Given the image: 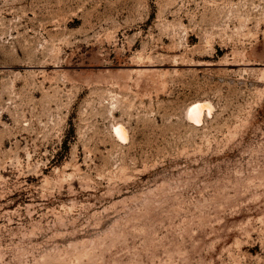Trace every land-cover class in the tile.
<instances>
[{"label":"rangeland","instance_id":"1","mask_svg":"<svg viewBox=\"0 0 264 264\" xmlns=\"http://www.w3.org/2000/svg\"><path fill=\"white\" fill-rule=\"evenodd\" d=\"M0 264H264V0H0Z\"/></svg>","mask_w":264,"mask_h":264},{"label":"bare ground","instance_id":"2","mask_svg":"<svg viewBox=\"0 0 264 264\" xmlns=\"http://www.w3.org/2000/svg\"><path fill=\"white\" fill-rule=\"evenodd\" d=\"M212 108L213 107L209 102H206V101L194 102L188 108V111H187L188 118L195 123H200L202 121L204 111L207 110L208 112H210ZM115 132L123 140L128 138V131L125 128V126L121 124H119L115 128Z\"/></svg>","mask_w":264,"mask_h":264}]
</instances>
